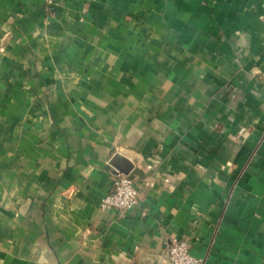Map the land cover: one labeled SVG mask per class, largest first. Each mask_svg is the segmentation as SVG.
I'll list each match as a JSON object with an SVG mask.
<instances>
[{"label":"crops","instance_id":"crops-1","mask_svg":"<svg viewBox=\"0 0 264 264\" xmlns=\"http://www.w3.org/2000/svg\"><path fill=\"white\" fill-rule=\"evenodd\" d=\"M172 238L264 264V0H0V264H170Z\"/></svg>","mask_w":264,"mask_h":264},{"label":"built area","instance_id":"built-area-1","mask_svg":"<svg viewBox=\"0 0 264 264\" xmlns=\"http://www.w3.org/2000/svg\"><path fill=\"white\" fill-rule=\"evenodd\" d=\"M51 4L53 0H46ZM139 191L135 180L129 175L117 174L114 177L113 188L103 198L101 206L124 212L139 202ZM170 264H204L203 260L191 253L190 242L186 239L172 238L165 246Z\"/></svg>","mask_w":264,"mask_h":264}]
</instances>
